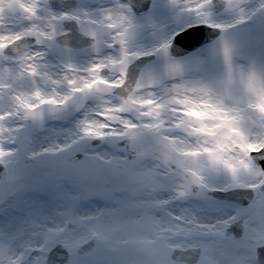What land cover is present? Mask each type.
Segmentation results:
<instances>
[{"label":"snow or ice","instance_id":"6c2138e0","mask_svg":"<svg viewBox=\"0 0 264 264\" xmlns=\"http://www.w3.org/2000/svg\"><path fill=\"white\" fill-rule=\"evenodd\" d=\"M0 264H264V0H0Z\"/></svg>","mask_w":264,"mask_h":264}]
</instances>
